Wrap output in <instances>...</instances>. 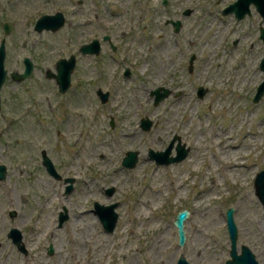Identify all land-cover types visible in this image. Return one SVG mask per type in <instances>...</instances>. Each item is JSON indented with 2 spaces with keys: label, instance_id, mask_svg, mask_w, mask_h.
<instances>
[{
  "label": "rangeland",
  "instance_id": "1",
  "mask_svg": "<svg viewBox=\"0 0 264 264\" xmlns=\"http://www.w3.org/2000/svg\"><path fill=\"white\" fill-rule=\"evenodd\" d=\"M235 1L0 0L9 74L23 72L26 56L34 63L28 79L8 75L1 89L0 163L8 170L0 181V264H176L182 254L190 264H225L228 207L239 252L245 244L264 264V204L255 192L264 170V94L254 101L264 80V21L253 4L240 20L223 12ZM58 11L62 28L35 29L40 16ZM169 20H181V29ZM94 39L100 54H82L81 45ZM71 54L77 66L61 93L46 73ZM158 87L172 93L155 104ZM200 87L207 89L202 97ZM99 90L109 93L106 102ZM142 118L152 121L149 130ZM176 137L171 155L180 142L185 159H150V149L165 151ZM43 150L61 179L47 171ZM128 151L139 152L134 168L122 164ZM146 201L157 202L147 214ZM95 202L118 204L113 232ZM65 209L69 218L60 225ZM183 209L191 215L181 246L174 220ZM11 228L22 232L28 255L7 237ZM51 244L57 251L48 257Z\"/></svg>",
  "mask_w": 264,
  "mask_h": 264
},
{
  "label": "water",
  "instance_id": "2",
  "mask_svg": "<svg viewBox=\"0 0 264 264\" xmlns=\"http://www.w3.org/2000/svg\"><path fill=\"white\" fill-rule=\"evenodd\" d=\"M167 2H165L166 4ZM251 4L256 6V9L260 12L264 21V0H236L232 4H230L225 10V13H235L236 17L240 20L243 19L247 14H251ZM189 13V12H187ZM66 18L63 12H56L55 14H43L39 17L35 23V29L39 32L43 30H51L57 31L65 25ZM170 23L173 24L175 32H178L182 27L181 20H169ZM5 33H10V26L8 23L5 24ZM264 40V26H261V36ZM105 39H109L106 37ZM101 42L99 39H94L90 43L83 44L79 51L82 54H95L98 55L101 52ZM5 59H6V40L3 39L0 44V109L1 105V89L6 82L7 76L9 74L7 68L5 67ZM195 60V56H192L190 59V70L193 69V62ZM25 68L23 72L12 71L10 72V77L20 83L26 79H28L33 71H34V63L32 59L28 56L24 58ZM77 66V56L75 54H71L68 58L63 57L57 60L55 68L56 72H53L51 69L47 70V77L54 78L56 83L58 84L59 91L61 93H66L72 84V73ZM261 68L264 70V58L261 62ZM126 75H130V70L128 69ZM207 89L200 87L198 90V94L200 97L204 96ZM172 90L166 87H158L151 92V95L155 98V104H159L161 101L170 96ZM98 94L102 100V102H106L108 100L109 93H103L101 90L98 91ZM264 94V80L259 85L257 89V93L254 97V101L258 102L262 95ZM112 126H114V121L111 122ZM142 128L144 130H149L152 126V121L149 118H142ZM174 138L170 144V146L165 151H156L154 149L149 150V155L151 160H155L157 164L161 165H170L175 162H179L185 159L188 155L189 150L185 148V145H182L180 142L177 145V154L171 155V150L174 145ZM43 164L47 167V170L50 174L54 175L56 178L61 179V175L57 172L56 167L51 160V158L47 155V152L43 150ZM139 161V152L138 151H128L123 159V166L127 168H134ZM6 166L0 164V178H5ZM73 181L74 179L68 178L66 182H70L66 187V191L70 192L73 190ZM114 188L107 189L109 194H112ZM255 192L262 204H264V170H261L255 179ZM95 212L98 214L104 228L108 232H113L118 223L119 214L115 210L118 206L117 203L104 205L99 202L94 203ZM235 209L234 207H229L226 211L227 218V229L229 233V238L231 242V250L229 258L225 264H261L255 255V253L245 244L241 246V251L239 252L237 242L239 238V230L237 224L235 222L234 217ZM191 212L188 209L181 210L175 220L174 224L178 230L179 236V244L183 246L186 242L187 235L185 230V221L190 217ZM69 218L67 209L65 212H61L59 216V224L62 225ZM10 236H12L15 242L24 250V246L21 245L22 241V232L18 228H12L10 230ZM177 264H190L187 258L182 254Z\"/></svg>",
  "mask_w": 264,
  "mask_h": 264
},
{
  "label": "flooded vegetation",
  "instance_id": "3",
  "mask_svg": "<svg viewBox=\"0 0 264 264\" xmlns=\"http://www.w3.org/2000/svg\"><path fill=\"white\" fill-rule=\"evenodd\" d=\"M264 58V57H263ZM263 58L261 59V61H260V68H261V62H262V60H263ZM262 69V68H261ZM263 70V69H262ZM1 165H5V164H2V163H0ZM6 166V165H5ZM46 169H47V167H46ZM7 170H8V167L6 166V168H5V171H4V174H5V178H6V176H7ZM48 171V170H47ZM2 180H4V179H1L0 178V181H2ZM8 214L11 216V217H14V216H16L17 215V212L16 211H13V210H8ZM12 229V228H11ZM10 229V230H11ZM7 237L11 240V242H12V244L13 245H15L16 246V248L22 253V254H25V255H28L29 254V251H28V247H27V243L25 242V240H23L24 239V237H23V235H22V241L20 242L21 243V245H23L24 246V250L15 242V240H14V238L12 237V236H10V231H9V233H8V235H7ZM0 246H1V242H0ZM55 248H54V246L51 244V245H49V247L48 248H46V250H45V253H46V256H52L53 254H54V252H55ZM57 251V250H56ZM60 254V253H59ZM60 258H63V257H60ZM59 263H61V259H59Z\"/></svg>",
  "mask_w": 264,
  "mask_h": 264
},
{
  "label": "bare ground",
  "instance_id": "4",
  "mask_svg": "<svg viewBox=\"0 0 264 264\" xmlns=\"http://www.w3.org/2000/svg\"><path fill=\"white\" fill-rule=\"evenodd\" d=\"M218 158L219 159H222L223 158V155L222 154H219L218 155ZM226 158V159H225ZM224 159L226 160V161H233V162H235L234 163V165H235V167H237L238 165H237V159H234L235 157H233V158H231V159H229V157H225ZM194 171H198L199 169H198V167H194V169H193ZM179 184H183L182 182H181V179H179L178 180V185ZM166 192L168 191V189L166 188V190H165ZM160 195H162V194H160ZM179 195H180V191H178L177 192V197H179ZM149 202L150 201H146V202H144L143 203V209H142V211L144 212V213H148V212H150L151 211V208L153 207V208H155L156 207V205H157V202H155L153 205H149ZM136 217H137V219L139 218V214H137L136 215ZM147 219V218H146ZM156 221L155 220H153V221H151L150 222V224L153 226L154 225V223H155Z\"/></svg>",
  "mask_w": 264,
  "mask_h": 264
}]
</instances>
